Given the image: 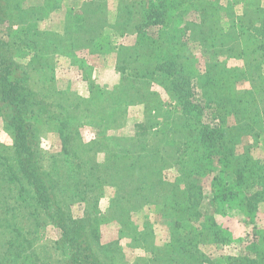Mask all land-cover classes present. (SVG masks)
Segmentation results:
<instances>
[{
  "label": "rangeland",
  "instance_id": "obj_1",
  "mask_svg": "<svg viewBox=\"0 0 264 264\" xmlns=\"http://www.w3.org/2000/svg\"><path fill=\"white\" fill-rule=\"evenodd\" d=\"M7 1L10 12L19 20H25V24L17 23L16 18L8 25L1 24L0 38L13 45V59L25 67L29 75L34 116L28 120L43 170L51 173L63 189L57 200L65 220L68 223L83 221L97 255L103 258L102 264H156L154 261L163 256L169 264H230L231 260L251 257L248 248L256 237H264V202L261 201L254 217L250 218L220 201L217 207L222 211L218 214L211 211L212 175L196 176L191 169L195 164H185L190 161L185 154L192 146L181 127L182 116L177 99L170 94L169 77L155 69L154 61L150 62L147 57L149 53L142 51L141 57L133 59L131 49L135 28L140 22L139 8L131 10L125 8V4L141 5L144 0ZM210 1L221 8L215 19L224 33L228 32L225 40L231 44L244 42L239 21L246 22L244 24L251 21L256 27L264 23V0ZM26 8L31 11L29 16L23 12ZM79 10L83 13L78 21L70 14ZM125 17L130 23L122 27L120 24L125 23ZM195 17L196 14L188 13L184 17L172 16L169 23L176 30ZM68 24L76 39L69 45L71 53H54L49 48L47 66L42 67V63L33 66L36 47L28 49L19 44L21 39L24 41V31L38 39L43 33L62 37ZM202 31L188 32L183 41L186 46L181 50L176 42L172 43L179 63L194 74L204 73L207 58L199 43L209 32ZM167 33L166 45L173 40L171 33ZM175 34L181 39L179 30ZM256 40L255 46L261 42L264 46L260 37ZM248 56L246 53L245 58L220 57V60L224 59L226 68L242 71ZM238 86L244 89L247 83L242 81ZM231 97L233 94L217 96L213 102L228 107L229 123L250 122L253 114L240 110ZM260 136L258 145L250 151L254 160H264V128ZM64 138L85 163L82 173L88 172L91 177L87 186L80 183L77 191L71 189L69 183H78V171L66 174L65 156L61 151ZM13 139L14 128L5 124L0 116V188L5 198L10 196L6 201L10 206L0 201V212L11 211L1 213L0 220L10 214L15 218L10 219V223L20 217H24V222L28 214L23 209L27 211L28 204L31 205L35 211L34 226L29 227L30 235L25 231L21 233L18 248L27 249L25 246L31 241L42 257L38 264H48V261L55 264L60 257L53 244L60 238L61 231L52 226L34 191L21 177ZM139 140L144 141V148ZM123 149L130 153L128 159L127 156L123 159ZM108 159L112 160L114 172L120 164L128 167L118 173L117 178L110 177V182H96L94 175L105 179L99 171ZM187 184L188 190L196 196L193 197L201 201L199 217L189 220L185 216L177 223L180 228L175 230L172 226L174 211L167 205L177 199L175 196H179ZM195 210L193 208L192 212ZM1 230L7 232L5 228ZM174 230L186 241L189 254L185 255L177 245L168 246L170 238L173 241ZM193 235H197V240H187ZM1 241L4 245L7 239ZM40 244H46V252L40 251ZM2 246L0 264H26L20 259L4 260L7 249ZM64 246L66 252L68 245ZM28 253H35V248Z\"/></svg>",
  "mask_w": 264,
  "mask_h": 264
},
{
  "label": "trees",
  "instance_id": "obj_2",
  "mask_svg": "<svg viewBox=\"0 0 264 264\" xmlns=\"http://www.w3.org/2000/svg\"><path fill=\"white\" fill-rule=\"evenodd\" d=\"M132 3L131 5L125 4V8L131 10L139 8L140 21L135 28V42L131 49L133 59L141 57L142 51L149 53L147 57L150 62L154 61L155 69L169 77L170 94L177 99L180 117L182 116L181 127L185 129L188 144L190 143L192 146V149L185 154L186 157H190V161H186L185 164H195L191 169H194L196 176L212 175L211 197L209 198L211 211L217 214L222 211L217 207L220 201L244 217H254L259 204L261 201L264 202V160H254L250 152L251 148L258 145L264 128V46L262 42L258 46L254 45L258 37L264 41V23L261 22L260 26L256 27L251 21H248V24L239 21V28L243 30L241 33L244 42L231 44L225 40V38L228 39L226 36L228 32L224 33L218 19H215L217 11L221 8L210 0H144L141 5L136 2ZM25 10L24 14L29 16L31 11L29 8ZM82 13L79 10L70 15L71 17L76 16L79 21V16ZM186 13L196 14L195 20L183 22L182 27L173 30L169 23L171 17H184ZM14 18L17 19V23L25 24V20L23 21L21 18L19 20L15 14L10 12L7 0H0V25L6 23L8 25ZM124 19L125 23L120 24L122 27L130 23L126 17ZM67 26L69 27L62 37L43 33V37L38 39L24 31V41L21 39L19 44L28 49L31 46L36 47L33 49L31 61L33 66L40 63H42L40 64L42 67L47 66L46 55L49 53V48L54 53H64L65 55L71 53L69 45L73 44L76 39L72 37L74 36L71 30L72 26L70 24ZM203 29H207L209 34L204 36L207 38L201 39L199 44L206 52L207 58L204 63V73L194 74L179 63L177 49L175 50L176 54L173 51L172 43L176 42L181 50L186 46V42L183 41L187 39L188 32L202 31ZM178 30L181 39L176 38L179 36V34H175ZM7 31H10L9 27ZM167 31L171 33L173 40L166 45L164 42L168 35ZM13 50L12 44L0 38V116L5 124L14 128L13 147L21 177L34 191L38 204L44 210L52 226L61 231L60 238L53 244L60 257L55 264H102V257L97 255L83 221L75 220L68 223L65 220L60 201L57 200L58 196L61 197L63 189L61 185L56 184L51 173H46L43 170L35 144L34 132L28 120L29 117L34 116L33 94L28 86L29 75H27L25 67L13 59ZM246 53L250 56H248L247 62H244L242 71L225 67L224 59L238 56L245 58ZM251 55L255 56L251 57ZM220 57L224 59L220 60ZM242 81L247 83V87L244 89H240L238 86ZM232 94L233 98L231 97V99L235 106L240 110H245L246 113L253 114V119L250 122L245 120L229 123L228 107L217 106L213 102L214 97ZM63 140L65 144L61 151L65 156L66 168L62 167L67 170L66 174L78 171L76 173L77 179H79L78 183H69L70 188L77 191L80 185L87 186L91 177L88 172L85 175L82 173L85 163L78 158L76 152L72 151L70 142L66 138ZM137 142L144 148V141ZM241 149L245 150L241 152ZM126 156L128 159L130 153L123 149L124 160ZM194 156L195 160H193ZM111 163L112 160L108 159L103 170L99 171L100 174H104V180L94 175L96 182H110V177L117 178V174L125 171L128 167L120 164L114 172L111 169L113 167ZM13 182H15L14 178L11 179V183ZM188 188L189 184L184 186V190L179 196H175L176 200L167 205L174 211L172 226L175 230L180 228L177 223L180 219H185V216L189 220L199 217L200 209L198 208L201 201L194 198V192ZM1 189L0 201L4 204L10 199V196L5 198ZM22 201L25 202V198ZM4 205L10 206L8 202ZM193 208L196 209L195 213L192 212ZM26 209L27 211L25 209L23 211L28 214V218H25L24 222L22 220L24 217H20L19 220L10 223V219H15L10 217V214V218H1L0 229L5 228L7 232L0 231V247L3 245L1 239L6 238L7 241L2 246L7 249L4 260L20 259L26 264H38L42 257L38 256L34 243L27 242L25 246L27 249L22 251L18 248L22 241L21 233L25 231L26 235H30L29 227L34 226L35 211L29 204ZM8 212L11 211L6 210L0 214ZM175 230L171 233L173 241L170 238L168 246L177 245L185 255L189 254L186 241ZM258 237L248 248L249 253L252 254L251 257H244L243 260H231L230 264H264V237L261 235ZM188 239L197 240V235L188 236ZM65 243L68 245L66 252L64 251ZM39 246L40 251H47L46 244ZM32 248H35V253H28ZM168 262L170 261L166 260L164 256L154 261L156 264H169Z\"/></svg>",
  "mask_w": 264,
  "mask_h": 264
}]
</instances>
